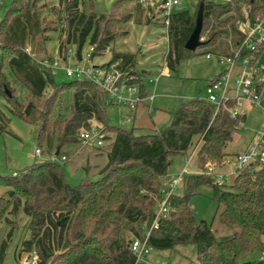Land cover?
<instances>
[{
    "label": "trees",
    "instance_id": "1",
    "mask_svg": "<svg viewBox=\"0 0 264 264\" xmlns=\"http://www.w3.org/2000/svg\"><path fill=\"white\" fill-rule=\"evenodd\" d=\"M201 1L205 4L201 48L206 54L229 55L232 46L238 45L241 31L237 23L246 20L241 4L248 5L252 19L264 13V0H199V5ZM38 2L12 1L0 19V49L10 54L11 74L34 97L41 98L51 88L54 100L58 90H71L69 114L64 119H51V106L41 112L35 102L24 106L5 91L12 113L37 125L39 144L47 142L51 146L56 132L60 146L80 142L81 129L91 128L94 120L114 132L115 137L107 146L109 162L97 179L71 184L59 160L53 158L36 161L16 175H0V184L13 187L9 194L15 211L25 199L23 211L30 217V238L23 242L22 251L37 254L40 264H135L132 242L145 238L155 220L164 190L170 189L166 177L173 158L188 152L198 137L200 168L222 163L227 156L225 147L247 115L231 117L226 109L215 114L212 104L197 97L182 103L173 123L161 131L136 134L135 130L109 124L107 108L114 102L107 91L86 79L57 82L52 70L28 52V46L37 50L47 30L48 18ZM81 4L82 0L66 4L68 27L62 47L74 44L80 58L89 42L94 57L110 49L117 36L112 27L127 19L110 14L104 21L103 15L80 10ZM197 11L179 10L168 16L165 59L172 72L196 53L186 49V42L195 28ZM138 62L134 52L113 51L109 64L116 63L121 71L137 75ZM140 92L146 95L144 83L140 84ZM104 139L111 138L107 134ZM182 184V192L170 195V210L151 232L153 249L173 250L177 245L195 244V264H264V259L249 260L254 252H264V163L257 161L238 168L229 186L217 184L213 175L191 172L185 174ZM202 186L213 188L222 237H218L213 223L198 221L190 205ZM4 252L5 244L1 258Z\"/></svg>",
    "mask_w": 264,
    "mask_h": 264
},
{
    "label": "rangeland",
    "instance_id": "2",
    "mask_svg": "<svg viewBox=\"0 0 264 264\" xmlns=\"http://www.w3.org/2000/svg\"><path fill=\"white\" fill-rule=\"evenodd\" d=\"M12 1L1 0L0 18L10 8ZM217 1L228 2V0ZM115 2L117 4L113 7ZM66 4H70V0L65 2L39 0L38 5L42 6V11L48 18L45 39L37 46V50L32 46H28L27 49L42 64L46 60L49 62L58 60L68 65L71 60L72 66L83 67L87 70H91L93 65L107 67L113 73L116 67L111 68L109 64L113 51L138 54L139 62L135 68L138 74L135 75L137 79L134 81L139 84L144 83L145 94L147 96L155 94V99L152 102H146V105L140 104L136 111H131L125 105L115 104L111 99L114 104L107 108V119L111 125L135 130L136 134L161 131L173 123L174 114L182 103L197 97L205 99L206 87L229 67L228 64L220 62L215 54L208 59L205 49L199 47L193 56L181 61L176 72L169 71L168 74L159 76L165 69V56L168 51L167 28L163 19L166 11L162 6L163 0H82L80 10L88 14L95 13L97 16L103 15L104 21L109 20L110 14L122 20L127 19L124 23H116L112 27L117 36L110 49L84 61L77 56V47L74 44H65L62 47L66 42L65 31L68 27L65 18L67 16ZM198 7L199 0H181V4L173 8V12L185 9L197 11ZM241 9L246 17L249 14L248 5L241 4ZM128 18L131 19L128 20ZM148 24L152 29L141 26ZM237 25H240V22ZM91 48L88 42L82 50V56H87ZM9 59L10 54L0 49V175L20 173L36 161L53 158L59 160L64 169L65 179L71 184H79L85 179L99 178L101 170L109 162L106 155L107 146L113 141L115 133L92 121V125L104 128L103 133L110 136L111 139L105 141L106 147L89 148L79 142L60 146L57 132L51 146L47 142L39 144L37 125L12 113L13 106L9 103L5 91H9L12 98L24 106L29 102H35L41 112L47 111L51 106V119L59 117L64 119L68 116L72 91L60 89L58 90L59 96L53 100L50 88L41 98L34 97L31 91L11 74ZM262 60L264 61V54ZM143 69L148 70L150 74L143 73ZM52 73L57 82L73 79L68 77L63 70L58 69ZM122 73L124 74L122 78L128 80L130 74ZM246 115V122L234 133L233 139L225 147L227 156L232 159L236 168H239L237 154L249 151L262 135L264 141V112L262 109L248 107ZM195 142L196 144L192 145L187 153L173 158V164L169 168L171 177H167L166 182L170 184L172 178L179 176L186 167L191 174L208 175L207 165L205 168H200L197 156L190 164H187L191 153L199 143L198 137L195 138ZM37 148L42 150L40 156L36 155ZM58 149L61 150V156L67 155V160L56 156ZM212 163L215 165L217 175L230 176L238 170L234 168L233 172H229L232 168L229 165L226 164L221 168L219 167L221 163ZM233 182L234 180L228 186ZM183 184H180L175 191L181 193ZM10 190H13V187L0 184V252L5 244L4 255L2 258L0 256V264H27L31 255L22 250L23 242L30 238V217L23 211L25 199L22 201V207L15 211L12 196L9 194ZM190 205L195 210L196 219L198 221L205 219L213 223L218 237H222L224 231L216 218L218 204L213 188L200 187L198 193L190 199ZM127 237L132 238V235L127 233ZM148 259L151 264H195L198 260V250L195 244L177 245L173 250L152 249ZM261 259H264V252L259 250L249 257L251 261Z\"/></svg>",
    "mask_w": 264,
    "mask_h": 264
},
{
    "label": "built area",
    "instance_id": "3",
    "mask_svg": "<svg viewBox=\"0 0 264 264\" xmlns=\"http://www.w3.org/2000/svg\"><path fill=\"white\" fill-rule=\"evenodd\" d=\"M180 4L181 0H163L162 6L166 11L164 16L166 18L164 21L166 25L169 24L168 16L173 13V8ZM1 14L2 5L0 0ZM238 27L241 31V39L238 45L236 47L232 46L229 55L216 54L220 62L228 64L229 67L224 73L218 75L214 81L210 82L205 90V100L214 106L215 114L222 109H226L229 111L231 117L246 115L248 107H257L264 112V61L262 60L264 54V13L254 19L250 18L249 14H247L246 20L240 22ZM92 52L93 47L87 56L81 55L80 59L88 61L92 57ZM213 55L212 53H208L207 58H212ZM43 64L53 72L58 69L63 70L70 78L86 79L95 82L108 92L115 104L125 105L131 111H134L143 102H152L155 99V94L152 96L141 94L140 84L134 81L137 79L136 74H130L128 76L129 79L124 80L122 78L124 75L123 71L117 68L116 63L110 64L111 68L116 67L115 73L110 72L107 67H96L93 65L91 70H87L83 67L72 66L71 60L68 65H64L63 62L58 60L53 62L46 60ZM102 129V127L92 124L91 128L81 129L79 134L80 141L86 146L102 147L105 144V134ZM197 150L198 146L191 153L187 164H190L194 160ZM41 154L42 150L37 148L36 155L40 156ZM236 157L239 162V168H245L257 161L264 163L263 135L249 151L238 154ZM61 159L67 160V155H62ZM206 170L208 175L214 176L216 183L219 185L232 182L231 176H226L225 174L217 175L213 163L207 164ZM188 173L190 171L186 167L179 176L172 178L170 189L164 190L165 197L159 204L155 220L146 237L143 239L135 238L133 240L131 250L136 256L135 264H151L148 259L153 249L149 242L151 232L153 229L159 227L161 218L166 216L170 210L168 205L169 197L181 184L185 174ZM13 174L16 175L17 172ZM29 258L30 261H27V264H40L37 254H33Z\"/></svg>",
    "mask_w": 264,
    "mask_h": 264
},
{
    "label": "water",
    "instance_id": "4",
    "mask_svg": "<svg viewBox=\"0 0 264 264\" xmlns=\"http://www.w3.org/2000/svg\"><path fill=\"white\" fill-rule=\"evenodd\" d=\"M204 10L205 4L201 1L197 11L195 28L186 42V49L192 52L196 51L203 44L202 31L204 25Z\"/></svg>",
    "mask_w": 264,
    "mask_h": 264
},
{
    "label": "crops",
    "instance_id": "5",
    "mask_svg": "<svg viewBox=\"0 0 264 264\" xmlns=\"http://www.w3.org/2000/svg\"><path fill=\"white\" fill-rule=\"evenodd\" d=\"M141 26H143V27L146 26V27H149V28H150V24H148V25H141ZM141 26H139V27H141ZM150 29H152V28H150ZM152 31H153V30H152ZM153 32H154V31H153ZM154 33H155V32H154ZM165 37H166V36H165ZM166 38H167V41H168V37H166ZM152 43H153V42H152ZM152 43H151V44H152ZM167 43H168V42H167ZM212 57H213V56H212ZM208 59H211V58H208ZM169 71H170V70H169V69L167 68V66H166V59H165V69H164V71H163L161 74H159V76H160V75H163V74H168ZM142 72L145 73V74H150V72H149L148 70H146V69H143ZM170 72H172V71H170ZM159 76L156 77L157 80H158ZM146 102H148V101H145V102H143L142 104H145V105H146ZM149 102H150V101H149ZM137 109H138V107L135 109V111H136ZM135 113H136V112H135ZM94 122H96L97 124L102 125L101 123H99V122H97V121H95V120H94ZM79 143H82V142L80 141ZM83 146H84V144H83ZM84 147H89V148H100V147L86 146V145H85ZM60 152H61V150L58 149L57 152H56V156H59V157H60V156H61V155H60ZM245 152H246V151H245ZM186 153H187V152H186ZM227 154H228V153H227ZM106 155H107V153H106ZM237 155H238V154H237ZM237 155H236V156H237ZM59 157H58V158H59ZM60 158H61V157H60ZM226 164L229 165V167H232V168L229 170V172H233V169L236 168L235 165L233 164L232 159H229L228 156L225 157L224 161L220 164L219 167L223 168V167H225ZM236 169H238V168H236ZM233 174H234V173H233ZM233 174L230 175L231 178H232V180H234V178H235V176H236L235 174H237V172H236L234 175H233ZM167 177L170 178L171 175L168 173V176H167ZM167 177H166V178H167ZM181 184H182V183H181Z\"/></svg>",
    "mask_w": 264,
    "mask_h": 264
}]
</instances>
